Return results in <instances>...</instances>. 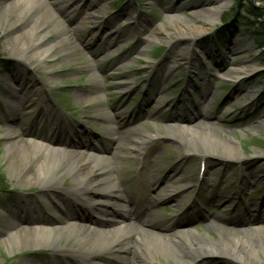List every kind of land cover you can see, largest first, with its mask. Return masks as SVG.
I'll use <instances>...</instances> for the list:
<instances>
[{"label": "rangeland", "instance_id": "rangeland-1", "mask_svg": "<svg viewBox=\"0 0 264 264\" xmlns=\"http://www.w3.org/2000/svg\"><path fill=\"white\" fill-rule=\"evenodd\" d=\"M14 1L0 3L7 9L14 8L12 13L18 17L19 8L12 5ZM218 1L59 0L50 5L60 24L71 30L81 51L73 52L71 46L68 49L64 45L65 51L59 44L61 53L51 59H43L27 38L34 17L13 34L3 33L2 27H10L13 21L1 17L0 264H88L82 257H72L70 263L64 253L57 254L49 247L11 252L4 242L5 222L11 218L56 219L62 212L49 198L61 199L89 215L97 208L107 210L110 204L115 205L109 203L111 197L102 204H94L100 199L97 192L90 193L93 200L84 193L67 194L65 186L70 184V178L61 177L62 170L56 172L60 177L55 188L46 190L36 183H18L8 168L17 158H24L25 151L7 154L11 139H4L3 134L12 130L45 133L69 143L67 151L70 147L89 151L85 146L90 143L105 150L113 145L108 140L110 119L120 118L117 130L130 128L126 135L131 136L120 142V150L126 155L122 161L123 175L132 179L131 183L142 194L148 193L149 184L153 187L156 207L151 222L157 225H151L152 230L178 234L182 229L177 227L181 224V207L186 201L197 212L199 199L204 201L202 207L206 210L200 215L187 211L194 219L181 225H189L193 229L191 234L216 239V233L209 228L216 223L235 228L241 222L255 220L260 224L245 228L264 227V24H260L264 16L255 14L264 10V1H243L245 5L253 1L258 10L252 14L237 7L239 0H228L230 6L219 13L214 23L195 13L198 8ZM170 11L178 12L186 22L182 26L187 37L166 30V15ZM158 27L164 31L159 29L155 33ZM152 33L155 34L151 38ZM60 35V31H52L46 40L48 46L57 36L60 43ZM92 64L99 75L96 80L91 77ZM93 97L100 99L85 108V101ZM17 101V110L10 112L9 104ZM101 110L102 115L97 114ZM203 112L210 115L209 120L200 119ZM10 115L20 124L7 126L14 122L8 120ZM180 117L190 123H183L185 120ZM168 124L176 129L183 125H212L221 130L232 146L212 138L207 146L189 147L168 134ZM143 132L157 137L138 144ZM23 137L19 134L15 138ZM135 145H140V149H135ZM117 147L105 153L104 158L111 157ZM230 148H235L242 158L226 155ZM144 170L151 176L148 181L138 174ZM175 191L174 199L166 198ZM99 214L102 216L103 212ZM203 215L208 219H203ZM173 228L176 229L172 231ZM70 243L63 240L59 246ZM186 257L194 258L192 264H249L220 250L200 258L192 253ZM114 261L123 264L124 259L103 251L96 264ZM151 264L177 263L156 255Z\"/></svg>", "mask_w": 264, "mask_h": 264}, {"label": "bare ground", "instance_id": "bare-ground-1", "mask_svg": "<svg viewBox=\"0 0 264 264\" xmlns=\"http://www.w3.org/2000/svg\"><path fill=\"white\" fill-rule=\"evenodd\" d=\"M59 0H16L12 5L19 8V16L15 17L12 13L13 9H7L0 3V20H12L13 24L10 27L4 25L2 27L3 33L13 34L18 31L22 23L28 21L29 18L34 17V25L29 30L27 38L31 40V46L38 49V53L43 59L53 58L59 51V44L67 50L64 45L69 49L71 46L73 52H80L81 49L75 44V40L70 29L62 26L55 15V8L53 9L50 4L55 5ZM231 1L219 0L217 3H209L205 7L198 8L195 12L201 15L204 20L214 23L219 13L225 8L229 7ZM49 5V6H48ZM51 7V8H50ZM59 7V6H56ZM43 8H47L46 11ZM45 11V13H43ZM168 20L167 31L171 34L178 32L181 37H187L183 24L186 23L176 11L167 13ZM51 24V25H50ZM191 27V26H190ZM81 28V27H80ZM163 28H156L157 30ZM185 30V31H184ZM54 31L56 34L60 31L62 41L59 43L57 36L53 44L48 46L46 40ZM69 33V36H68ZM152 33L149 37H154ZM169 33V34H170ZM189 33H192L190 31ZM202 33V32H201ZM168 34V35H169ZM170 34V35H171ZM198 34V33H197ZM196 34V35H197ZM169 35V37H170ZM179 36V35H178ZM19 37H22L20 35ZM173 37V36H171ZM178 38L174 36V38ZM170 39V38H168ZM58 42V43H57ZM58 50V51H55ZM180 53V52H179ZM92 79L96 80L99 75L95 71L92 64ZM26 96V95H25ZM214 96V92H213ZM100 97H93L92 100H86V107L89 109L93 101H98ZM16 103H10V112L17 110ZM102 115V110L98 111ZM15 116H9L8 120H14ZM186 119V118H185ZM200 119L209 120L210 115L205 113ZM111 125L108 128L110 134H117L116 124L114 119H110ZM18 122V121H17ZM206 123V122H205ZM259 129L260 127H255ZM168 134L178 139L181 143L189 147H199L200 144L209 145L212 138H218L222 142L231 147V142L224 138L221 130L209 124H203L199 127L196 125L192 128L190 126H180L174 128L172 124L166 127ZM127 132V131H126ZM123 134V140L129 139L131 136ZM18 131H7L3 134L4 139L8 140L7 154L10 155L13 151L23 153L24 158L16 159L11 162L9 166V173L11 177L18 180V183L27 184L36 183L46 190L58 187L56 181L62 175L69 176L70 184L65 186L67 194L77 195L84 193L88 198L93 200L90 193L97 192L100 199L95 202L102 203V198L113 195L117 200V210L114 212H106L105 220L99 218L96 214L90 216L85 212H81L73 207H66V203L61 199H52L50 201L58 205L63 211L62 215L54 218H40L32 217L27 220L21 218L12 219L10 222H5L4 232L6 238L4 242L10 248L11 252L25 251L28 249H39L42 247H49L55 250L57 254L64 253L63 257L66 261L71 263L72 257H82L88 261V264L99 263L100 255L103 251H110L112 254L124 259L123 264H151L156 255L167 256L177 264H192L194 258L186 257V254H194L195 257H204L207 255H214L220 251L233 255L240 260L249 264H264V227L244 229L241 227L227 228L221 223L209 227L213 230L217 238H203L196 234H191L187 230L179 232L178 234L161 233L150 228L151 225H157L151 222L152 212L143 221H137L131 214V208L126 207L124 199L128 197V192L132 187L131 180L127 179L124 174L122 161L125 158V153L117 148L113 157L104 158L98 156L95 151L81 152L72 148L66 150L67 143L55 142L48 135L39 132L23 133V138L18 137ZM144 137L137 140L138 144L147 143V141L157 137L150 133L143 132ZM212 147V146H211ZM135 149L139 150L140 145H135ZM230 148L228 155L231 158L242 157L240 154ZM17 155H20L19 153ZM14 159V158H13ZM115 159V160H114ZM62 170L60 176L56 172ZM131 172V168L127 169ZM145 181L149 180L150 174L147 171H140L138 173ZM143 175V176H142ZM96 193V194H97ZM89 195V196H88ZM104 195V196H102ZM86 201V200H84ZM57 207V206H56ZM22 209V207H21ZM59 209V210H60ZM60 210V211H61ZM99 211V208L96 209ZM94 210L95 213L98 211ZM23 212V210H22ZM89 222L92 226H89ZM118 225V228L111 230L112 226ZM104 227V228H103ZM63 240L71 242L69 246L61 247L59 243ZM119 252H124L126 255H120ZM35 264H45L37 262Z\"/></svg>", "mask_w": 264, "mask_h": 264}, {"label": "trees", "instance_id": "trees-1", "mask_svg": "<svg viewBox=\"0 0 264 264\" xmlns=\"http://www.w3.org/2000/svg\"><path fill=\"white\" fill-rule=\"evenodd\" d=\"M244 0H239V5L237 6L239 9L242 10V8H245V10L248 12V13H252L254 12L257 8L254 7L253 5V1H249L248 4H244L243 3ZM260 1V0H258ZM264 1V0H263ZM258 10V9H257ZM256 12V11H255ZM254 14V13H252ZM257 16H260V17H263L264 16V10H258V12L255 13ZM264 24V22H261L260 24ZM264 29V27H263Z\"/></svg>", "mask_w": 264, "mask_h": 264}, {"label": "water", "instance_id": "water-1", "mask_svg": "<svg viewBox=\"0 0 264 264\" xmlns=\"http://www.w3.org/2000/svg\"><path fill=\"white\" fill-rule=\"evenodd\" d=\"M222 31H223V29H222Z\"/></svg>", "mask_w": 264, "mask_h": 264}]
</instances>
